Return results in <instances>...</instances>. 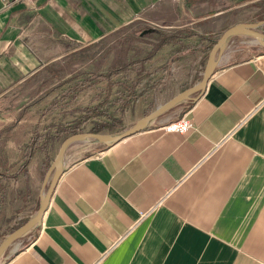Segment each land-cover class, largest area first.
I'll return each mask as SVG.
<instances>
[{
  "label": "crops",
  "instance_id": "0c3cea01",
  "mask_svg": "<svg viewBox=\"0 0 264 264\" xmlns=\"http://www.w3.org/2000/svg\"><path fill=\"white\" fill-rule=\"evenodd\" d=\"M261 21L264 0H0V243L39 208L62 141L50 135L52 106L83 73L139 81L132 127L202 79L216 35ZM150 28L177 37L143 61L157 44ZM127 29L132 46L105 45L98 65L94 46ZM234 41L200 93L144 129L70 144L41 221L0 264H264V46ZM182 117L188 131H164Z\"/></svg>",
  "mask_w": 264,
  "mask_h": 264
},
{
  "label": "rangeland",
  "instance_id": "374dc122",
  "mask_svg": "<svg viewBox=\"0 0 264 264\" xmlns=\"http://www.w3.org/2000/svg\"><path fill=\"white\" fill-rule=\"evenodd\" d=\"M136 36L137 35L135 30L127 29L120 35L116 34L112 37L98 42L94 46L95 51L98 53V65L102 62L104 58L105 45L113 47L115 45H123L124 43V47L132 46ZM219 37L220 34L216 35L213 39V43ZM149 38L156 40V38H154L153 36H149ZM231 38L235 40L234 44L238 47L242 46L246 48H251L255 45L261 46L256 41H254L252 37L246 34L233 35L231 36ZM121 39H123V42L119 43ZM212 44H209V48L212 46ZM155 45L156 43L153 44L151 50H154ZM156 50L157 48L155 49V51ZM209 51L210 49L207 50V54ZM247 53L242 52L240 55H245ZM142 67L143 64L141 62L138 63L136 66H131L130 68H128V70H130L131 68L135 69V77L136 74H140V72L142 71ZM113 69L114 70L108 71V75L98 74V80L95 81L96 77H93L91 79V82L89 81V76L85 77V74L87 73H83V76L81 78L82 83L74 85V88L70 91L71 93H68V95L64 96L65 99H62L61 101H56V107L52 106V109L57 110L54 111L52 118L50 117V121H48L47 123L50 124L51 127L56 126L52 130L50 129V135L57 137L58 133L60 132L62 134L60 140H63L64 137L72 134L67 132V129L69 127H76L77 132H92L94 131V128L98 126L100 127V125L102 124L107 125L106 128L100 129L97 132L106 135L119 134L123 130L129 128V126L126 125L130 116V112L129 110H127V108L130 102L135 100L138 94V92L136 91L138 87L137 89H135L134 86L138 84L139 81L125 80V78H121L126 75V73L124 72L123 74L121 73L118 77H115L114 80H110L109 78L111 74L109 73L116 74L115 71H120L116 70L115 68ZM106 77L108 79L107 83H105L106 81H99L100 78L104 79ZM97 82L99 84L98 87H92L91 89L85 90V92L78 94V90L81 87H85L87 89L91 87V84L94 86L95 84H97ZM97 89H100V91ZM95 94H99V97L96 99ZM45 120L47 119L45 118ZM92 140L93 139H85L81 141H87V143L90 145L97 143ZM59 143L60 142H57V145ZM93 148L94 146L89 147V150H93Z\"/></svg>",
  "mask_w": 264,
  "mask_h": 264
},
{
  "label": "water",
  "instance_id": "95a60500",
  "mask_svg": "<svg viewBox=\"0 0 264 264\" xmlns=\"http://www.w3.org/2000/svg\"><path fill=\"white\" fill-rule=\"evenodd\" d=\"M264 25V22H254V23H244L239 22V24H235L233 26L228 27L225 29V31L222 33V35L212 44L210 47V51L208 53L206 64L204 67V71L201 76V80L197 82L195 85L188 87L181 91L177 96L171 98L168 100L165 104L160 105L155 108L151 113L143 116L137 122L132 126L125 130H123L119 134H103L100 132H77L74 134H70L63 138L61 141V144L55 154V158L49 165L47 169V173L45 175L44 181H43V190L40 196V205L38 210L36 211L35 215L31 217L26 222L20 224L19 227L12 230L5 239L0 243V258L6 251L7 247L14 242L15 240L19 239L20 236H22L26 231L31 229L35 226V224L39 223L42 219V214L46 210L48 204H49V198L54 190V186L62 174V168H63V155L66 150V148L74 143L78 142V140H85V139H95L97 141L102 142L106 146L112 145L115 142L120 141L123 139V137L129 136L131 134L137 133V131H140L144 129L147 124L157 116L165 113L169 108L176 105L177 103L181 102L183 99H189L192 98L193 94H196V92H201L207 82L209 81L211 74L213 73L217 61L219 57L223 54L225 50V44L229 37L233 35H240V34H246L249 35L256 41L259 45L264 46V32L259 31L258 28ZM47 187V189H46Z\"/></svg>",
  "mask_w": 264,
  "mask_h": 264
},
{
  "label": "trees",
  "instance_id": "16d2710c",
  "mask_svg": "<svg viewBox=\"0 0 264 264\" xmlns=\"http://www.w3.org/2000/svg\"><path fill=\"white\" fill-rule=\"evenodd\" d=\"M144 34H146L147 36H153L154 38H156L157 39V44L154 46V50H152L151 52H150V55H148V57L147 58H145L143 61H147V60H149L150 59V56L154 53V51H155V49L158 47V46H160V45H162V44H165V42H168V41H170V40H173L175 37H177V35L175 36V35H171V36H169L168 34H163V33H161V32H159V31H157V30H155V29H144ZM213 43V41L211 42L210 41V44H212ZM210 46V45H209ZM209 46H208V49H210L209 48ZM110 74V73H109ZM106 126L107 125H104V124H102V125H100V127L98 126V127H96L95 129H94V131H99L100 129H104V128H106ZM67 132L68 133H72V134H74V133H77V129H76V127H69L68 129H67ZM40 135L38 134V133H35V135L33 136V139L31 140V142H30V145H28L27 147H26V149H25V153H24V155H23V158H24V162H23V164L21 165V167H25L26 166V164H27V162L31 159L30 157H31V154L33 153V150H34V148L37 146V144L39 143L38 141H39V139H40Z\"/></svg>",
  "mask_w": 264,
  "mask_h": 264
},
{
  "label": "built area",
  "instance_id": "2783aa9c",
  "mask_svg": "<svg viewBox=\"0 0 264 264\" xmlns=\"http://www.w3.org/2000/svg\"><path fill=\"white\" fill-rule=\"evenodd\" d=\"M163 128L165 132L175 131L182 133L188 131L191 128V123H189L188 119L182 117L178 120L168 122Z\"/></svg>",
  "mask_w": 264,
  "mask_h": 264
}]
</instances>
